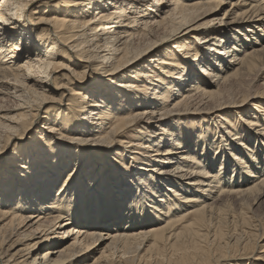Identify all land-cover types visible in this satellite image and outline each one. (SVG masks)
Returning a JSON list of instances; mask_svg holds the SVG:
<instances>
[{"label":"bare ground","instance_id":"obj_1","mask_svg":"<svg viewBox=\"0 0 264 264\" xmlns=\"http://www.w3.org/2000/svg\"><path fill=\"white\" fill-rule=\"evenodd\" d=\"M263 57L264 0H0V264H264Z\"/></svg>","mask_w":264,"mask_h":264},{"label":"rangeland","instance_id":"obj_2","mask_svg":"<svg viewBox=\"0 0 264 264\" xmlns=\"http://www.w3.org/2000/svg\"><path fill=\"white\" fill-rule=\"evenodd\" d=\"M228 1V0H227ZM132 16H136V15H132ZM227 21H230V19L229 20H227ZM143 45V43H141V46ZM264 58V57H263ZM231 58H228V63H230L231 62ZM263 63H264V60L262 61ZM231 64V63H230ZM263 68L261 67L260 68V70H258V72H256V73H254V74H252L251 76H249L248 78H246L245 80H244V82L243 83H236V84H234V90H233V93L235 94L234 96L237 98V100H239V98L240 97H242V95H243V93L242 92H244V93H247V92H253V91H255V89H260V90H264L263 88H262V86L264 87V69H263V71H261ZM63 73V72H62ZM89 73V70H88V72H87V74ZM86 74V75H87ZM255 75V76H254ZM258 75V76H257ZM260 76V77H259ZM262 78V79H261ZM92 79H95V77H92ZM259 87V88H258ZM59 95H61V93H59ZM5 102V101H4ZM3 101H1L0 100V105L2 106H10V107H12V105H14V103L12 102V101H9V102H5L4 103ZM253 106H251V108H252ZM245 109V108H244ZM243 109V110H244ZM247 111V108L245 109V111L244 112H246ZM193 112V111H192ZM187 113H190V112H187ZM186 113V114H187ZM227 115H229V114H227ZM210 118H212V119H217V117H215V115L214 116H212V117H210ZM179 122H183V121H189V122H193V119H191L189 116H182L181 118H179V119H177ZM107 152H112V150L110 149V151H107ZM6 163V162H5ZM2 169V168H1ZM6 169H3L1 172H0V174L3 172V171H5ZM2 181H4L3 179H2ZM1 180H0V183L2 182ZM2 189H1V187H0V191H1ZM260 207H255V210H256V214L259 216V217H264V198L261 200V202H260ZM192 218V217H191ZM180 231L182 232L183 231V227L182 226H180L179 227V229L177 230V232H179L180 233ZM40 233V232H39ZM43 234L41 233L40 235H38V237H40V236H42ZM61 239V238H60ZM263 244H264V242H263ZM263 244L261 245L262 247H260L261 249H259V250H257V251H249L247 254H248V258H247V260H251V258L250 257H254V255H257V252L259 253H261V254H264V246H263ZM105 245L106 244H104L103 246L105 247ZM103 246L101 247V249H100V251L99 252H96L95 253V257H99V255H101V251H102V249H103ZM120 249V250H119ZM119 249H117V253H116V255L114 256V258H112V261L110 262L111 264H121V263H119V261H120V255H121V251H122V249L121 248H119ZM41 253V252H40ZM43 253V252H42ZM41 253V254H42ZM140 255V254H139ZM139 255H137L136 254V259H135V261H134V264H156V262H154L153 263V261L152 260H150V259H155L154 257H152V258H139ZM94 256H92L91 258H90V260H91V262H93V257ZM132 255H129L128 257H131ZM138 256V257H137ZM144 256V255H143ZM242 256H238V258H241ZM141 259V260H140ZM246 259V258H245ZM150 261V262H149ZM224 262V261H223ZM122 264H126V263H122ZM241 264H244V263H241ZM246 264V263H245Z\"/></svg>","mask_w":264,"mask_h":264}]
</instances>
